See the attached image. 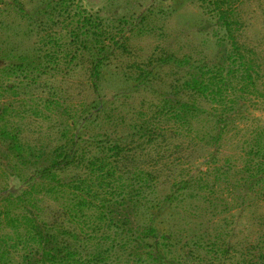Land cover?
<instances>
[{
    "label": "rangeland",
    "instance_id": "1",
    "mask_svg": "<svg viewBox=\"0 0 264 264\" xmlns=\"http://www.w3.org/2000/svg\"><path fill=\"white\" fill-rule=\"evenodd\" d=\"M0 264H264V0H0Z\"/></svg>",
    "mask_w": 264,
    "mask_h": 264
},
{
    "label": "trees",
    "instance_id": "2",
    "mask_svg": "<svg viewBox=\"0 0 264 264\" xmlns=\"http://www.w3.org/2000/svg\"><path fill=\"white\" fill-rule=\"evenodd\" d=\"M40 176L43 184L45 181H46L45 183H48V185H52V182H56L53 178L54 175L50 168L44 169L41 172ZM57 186H59L57 192L59 194L62 193L61 192L63 189L62 183L58 181ZM19 200L21 199L19 198ZM20 208H23L25 212L22 213L21 211H19V213L16 215V221L20 225V227L17 230L25 231L24 233L26 235L31 236L33 241H36L37 239L36 237H39V239H41V243H43L44 241L50 243L49 235L45 234L44 232L46 227H48V224L41 217H38V215L33 214V212H31L30 210H27L26 207L20 206ZM46 254H48L47 256H52L54 259H56L55 255L49 254V252H47Z\"/></svg>",
    "mask_w": 264,
    "mask_h": 264
}]
</instances>
